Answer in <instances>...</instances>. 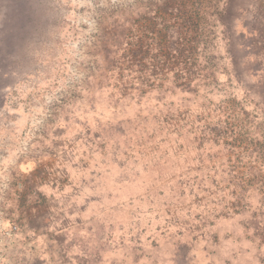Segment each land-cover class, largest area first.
I'll return each mask as SVG.
<instances>
[{
  "label": "rangeland",
  "instance_id": "rangeland-1",
  "mask_svg": "<svg viewBox=\"0 0 264 264\" xmlns=\"http://www.w3.org/2000/svg\"><path fill=\"white\" fill-rule=\"evenodd\" d=\"M0 264H264V0H0Z\"/></svg>",
  "mask_w": 264,
  "mask_h": 264
}]
</instances>
